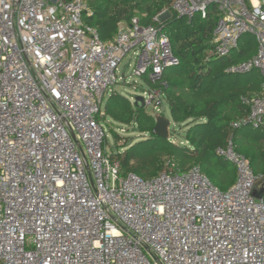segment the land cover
Masks as SVG:
<instances>
[{"label":"built area","instance_id":"built-area-1","mask_svg":"<svg viewBox=\"0 0 264 264\" xmlns=\"http://www.w3.org/2000/svg\"><path fill=\"white\" fill-rule=\"evenodd\" d=\"M211 4L219 55L244 33L258 43L229 71L256 68L264 78L260 0H175L173 8L205 17ZM85 9L84 0H0V264H264L261 175L232 139L218 149L237 171L227 190L199 166L152 179L120 174L97 119L126 82L120 63L131 56L133 74L156 83L178 60L169 36L137 18L103 41L84 23ZM145 94L160 111V90ZM242 103L247 115L234 126H264V79Z\"/></svg>","mask_w":264,"mask_h":264},{"label":"trees","instance_id":"trees-1","mask_svg":"<svg viewBox=\"0 0 264 264\" xmlns=\"http://www.w3.org/2000/svg\"><path fill=\"white\" fill-rule=\"evenodd\" d=\"M174 1L84 0L83 21L96 29L103 41H112L123 24L129 26L137 18L140 25H154L169 36L178 60L176 65L163 70L160 81L153 83L147 76L142 78L148 84L147 91L160 90L168 102L172 121L186 127L183 139L174 141L175 130L170 138L156 135V114L148 111V105L136 104L114 88L105 99L104 115L97 117L113 134L116 149L113 148L111 159L119 164L121 175L132 172L144 179L170 169L185 171L199 166L215 185L227 190L235 183L237 171L218 149L232 139L254 172L262 177L264 126L243 123L235 127L234 123L244 119L248 112L242 97L258 94L264 78L256 68L229 71L255 56L257 40L251 33H244L227 55H219L214 42L220 18L217 5L211 4L205 17L196 13L188 18L174 10ZM260 2L264 9V0ZM164 13L165 18L158 21ZM137 85L134 83L139 89ZM115 124L132 127L143 136L128 144L129 140L113 128ZM122 139L125 143L119 145ZM109 143L108 137L106 144ZM255 194L264 198V187L255 190Z\"/></svg>","mask_w":264,"mask_h":264},{"label":"rangeland","instance_id":"rangeland-1","mask_svg":"<svg viewBox=\"0 0 264 264\" xmlns=\"http://www.w3.org/2000/svg\"><path fill=\"white\" fill-rule=\"evenodd\" d=\"M166 15L167 13L162 14L161 16L158 17V20L159 21L163 20V18H165ZM130 57L131 56L128 55L125 58H123L122 62L120 63L118 67V74L126 76V82H120L114 88L116 91L124 94L125 96L129 97L133 101H135V99L139 96H142L144 99H147V95L145 94V91L148 90V84L142 77L136 76L133 74V69L135 67L136 61L134 58H130ZM134 83L138 84L137 86L139 87V89L134 87ZM158 108H160V111H155L154 105L152 104L148 105V111L150 113L152 114L160 113L168 119L171 118L168 102L165 99L162 100V104ZM105 128L107 129L109 142H110L109 143L110 148L111 150H113V148H115V141H114L113 134L111 131H109V126H106ZM113 128L117 132L122 134L124 137H126L125 139L129 140L128 144L133 143L134 141L140 139L143 136L138 131L133 130L132 127L127 128L123 126L122 128L121 126H118L117 124H115L113 125ZM174 130L176 131V133L172 136L174 141L178 142L182 140L183 139L182 136L186 130V127L184 125L180 126L172 121L171 133H174L173 132ZM125 139H122L118 144L122 145L123 143H125ZM119 149L122 150L123 147H119ZM262 184H264V175L261 177V179H259L257 186H261Z\"/></svg>","mask_w":264,"mask_h":264},{"label":"water","instance_id":"water-1","mask_svg":"<svg viewBox=\"0 0 264 264\" xmlns=\"http://www.w3.org/2000/svg\"><path fill=\"white\" fill-rule=\"evenodd\" d=\"M135 103L143 106L145 104L144 98L142 96L137 97ZM155 118L156 125L154 127V133L160 137L170 138L172 121L160 113L156 114Z\"/></svg>","mask_w":264,"mask_h":264},{"label":"crops","instance_id":"crops-1","mask_svg":"<svg viewBox=\"0 0 264 264\" xmlns=\"http://www.w3.org/2000/svg\"><path fill=\"white\" fill-rule=\"evenodd\" d=\"M256 2V1H254ZM170 120L172 121V119L170 118ZM260 187H264V184H262L261 186H257L256 190L259 189Z\"/></svg>","mask_w":264,"mask_h":264},{"label":"snow or ice","instance_id":"snow-or-ice-1","mask_svg":"<svg viewBox=\"0 0 264 264\" xmlns=\"http://www.w3.org/2000/svg\"><path fill=\"white\" fill-rule=\"evenodd\" d=\"M161 211H163V209H161ZM116 235H119V233H116Z\"/></svg>","mask_w":264,"mask_h":264}]
</instances>
